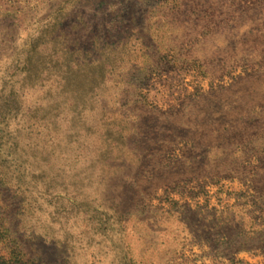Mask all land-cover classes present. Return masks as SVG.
Returning <instances> with one entry per match:
<instances>
[{
  "label": "rangeland",
  "instance_id": "obj_1",
  "mask_svg": "<svg viewBox=\"0 0 264 264\" xmlns=\"http://www.w3.org/2000/svg\"><path fill=\"white\" fill-rule=\"evenodd\" d=\"M0 264H264V0H0Z\"/></svg>",
  "mask_w": 264,
  "mask_h": 264
},
{
  "label": "bare ground",
  "instance_id": "obj_2",
  "mask_svg": "<svg viewBox=\"0 0 264 264\" xmlns=\"http://www.w3.org/2000/svg\"><path fill=\"white\" fill-rule=\"evenodd\" d=\"M74 106V105H73ZM54 107V106H53ZM51 110V109H50ZM56 111V110H55ZM46 112V111H45ZM58 133V132H57ZM66 133V132H65ZM59 134H61V132L59 133ZM45 141V140H44ZM50 142V141H49ZM51 142H53V141H51ZM54 142H56V141H54ZM47 143V142H46ZM42 144V143H41ZM42 146V145H41ZM56 153V152H55ZM87 165V164H86ZM91 168V167H90ZM88 170H89V168H88ZM78 171V170H77ZM89 172H90V170H89ZM76 177V176H75ZM90 179V178H89ZM89 181V180H88ZM79 182V181H78ZM77 182V183H78ZM87 184H88V182H87ZM90 184V183H89ZM91 186V185H90ZM90 188H92V187H90ZM89 188V189H90ZM77 195V194H76Z\"/></svg>",
  "mask_w": 264,
  "mask_h": 264
}]
</instances>
